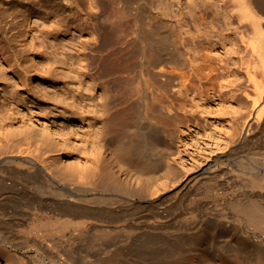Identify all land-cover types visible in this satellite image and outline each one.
<instances>
[{
  "label": "rangeland",
  "instance_id": "374dc122",
  "mask_svg": "<svg viewBox=\"0 0 264 264\" xmlns=\"http://www.w3.org/2000/svg\"><path fill=\"white\" fill-rule=\"evenodd\" d=\"M78 1L85 8V15L75 23L74 28L63 26L61 30L54 29L56 21L62 22V16L42 18L35 13H29L21 25L24 29L28 27L32 29V36L28 37L25 45L30 54L37 49L41 52L40 56L46 58L50 56L51 51H55L53 59L58 67L56 73H60L61 80H58L59 78L56 76L50 79L43 75L35 79V76L27 83L31 92L19 96L14 95L15 98L12 95L15 80L10 78L11 80L0 83V124L4 121L3 118H6L5 122H7L9 116L11 118L31 117L33 114L37 129H43L45 125H48L50 128L57 129L64 137V139L57 138L55 140L56 148L53 152L35 151V154H41V158H44L50 167L56 170L63 167H71L74 170L89 169L91 162L102 160L98 144L95 141L98 137L96 129L101 124L100 119L93 115L100 113L97 112V108L99 110L98 103L101 93L106 91L105 95H110V88L114 86V82L123 79V73L103 74L96 63L92 64L94 59L100 55L96 48L99 47L96 45V43L99 44L96 40L99 33L94 22L105 12H111L113 5L106 0ZM91 1L94 3L92 8L89 6ZM118 1L124 15L136 21L141 27H145L143 28L145 31L141 28L142 35H144L141 38L142 47H145L146 42L154 44L151 51L144 52L143 48L134 51L139 61L138 70L144 69L145 73L150 72V68L167 67L169 47L173 43H175L173 47L183 43L184 52L190 62L185 64L181 71L184 72L182 76L188 87L184 98L176 100L179 103L182 102L184 109L175 116L168 117L170 122L167 123L166 132L156 131L155 136H151L138 123L128 131L131 134L128 139L120 137L109 144L104 154L103 174L101 178L98 177V185L114 194H122L125 201L133 198L138 203L143 201L150 183L155 189L152 199L155 211L152 227L156 221L162 222L163 226L171 227L168 232L161 233L162 238L167 241L195 235L196 240L204 248L199 251L198 255L201 256H189L187 261L183 262L182 254L184 252L181 248L175 249L176 251L173 252H166L162 256L147 245L144 248H139L136 241L156 232L151 227L148 233L143 236V233L133 234L122 230L119 231L120 233L117 232L118 234L113 233L103 239L105 241L101 242V248L98 246L95 249L89 248L88 234L73 235L67 248L59 245L48 246L50 249L47 245H44L43 248L27 247L26 243L15 240L14 246L10 250L0 251V264H13L14 256L19 259L14 264H21L20 260L24 264H33L29 260L30 253L37 260L34 264H60L55 261L64 262L67 258H70L69 264H91L90 259L99 258L107 262L112 256L117 258L115 264H258L252 253L242 257L236 251L237 249L225 247L234 241L226 234L214 239L210 234L201 231L205 224L219 223L220 225L227 224L229 227L227 231L234 233L236 230H240L238 221L227 223L217 219L212 214L214 208L212 202L210 200L204 202L199 199L200 196L193 194L188 196V200L182 199L184 190L188 188L186 184L184 185L185 181L188 182L191 175L210 162L215 153L220 151L218 148L224 146L229 140L237 137H254V143L258 144L260 141L257 140V137H261L264 144V132L259 133V128L264 129V124L257 126L253 122L251 133L247 135L242 132L246 120L254 116L253 105L259 97L256 82L251 80L247 69L250 67L249 70L255 73L257 81L264 83V72L259 65L258 53L252 52L251 46L245 53L243 51L242 36H245L246 40L255 37L253 24L248 20L241 21L238 3L229 4V6L232 5V9L229 6L225 7L223 0ZM155 14L158 16L156 17ZM262 16L264 21V14ZM262 23V28H264V22ZM77 24L80 25L77 26ZM76 26L83 30L80 31ZM170 29L175 31L173 41L170 39V34H172ZM54 38L61 40H54ZM91 40H95L94 43ZM87 41L92 43L88 42L89 44H87ZM62 42H71L75 49L70 46L62 48ZM196 47L203 48L204 51L196 52ZM111 50L110 48L101 54L107 56ZM10 56L9 63L15 67V72H19L21 68L30 69L29 58L27 63L24 62L19 68L20 62L14 61V53ZM243 56L246 59L249 58L248 61L242 59ZM190 63L194 64V68ZM86 64L87 66L83 68ZM56 73L55 75H58ZM67 74L71 77L69 80L65 79ZM10 75L11 73H9ZM82 80L83 83H81ZM64 81L70 82L68 84L70 88L68 100L59 97L56 98V100L58 99L56 102H59L56 104L55 98L53 99L52 96V99L44 102L45 87H51L54 83L61 85L62 93L60 92V94L62 96H68L66 90L62 88L65 85ZM80 84H82V88H79ZM175 84L176 81L165 87L171 88ZM9 85H11L10 89ZM85 86H90L89 90ZM32 93L38 96L37 104L30 103L29 97ZM261 97L264 98V92ZM12 99H14V103H12ZM68 103H71L69 106L71 108L67 107ZM134 104L139 110L141 109L139 102L134 100ZM118 111L120 110L118 109ZM159 128L160 124L158 123L155 129ZM5 133L6 131L2 130L0 135ZM145 137L151 138L146 140ZM144 143L151 156L159 157L162 161L158 173L154 172L148 157L139 148V145ZM133 146L138 147L135 153L131 151ZM34 148L35 144L32 146V149ZM235 161L233 158L226 157L223 163L227 170H232H229L230 173L232 172L231 174L228 173L232 178L226 174V177L231 179L223 182L225 186L230 184V186H235L239 183L234 179V176L242 173L236 169L239 165ZM182 170L188 173L183 179L181 178ZM179 179L180 181H178ZM232 182L235 184L233 185ZM262 190L264 192V185ZM202 203L204 208L203 205L200 206ZM126 204L124 202V205ZM2 208L4 211H11L10 206L5 205ZM158 214L163 217H158ZM142 215L143 212L139 211L135 217L141 221ZM5 232L7 230L0 231V235ZM218 233L220 232L218 231ZM37 235L45 241L49 239V236L43 231H39ZM252 239L255 242H264V236ZM110 241L113 243L110 244ZM158 248L156 247V249ZM210 250L219 251V254L214 256Z\"/></svg>",
  "mask_w": 264,
  "mask_h": 264
},
{
  "label": "bare ground",
  "instance_id": "6f19581e",
  "mask_svg": "<svg viewBox=\"0 0 264 264\" xmlns=\"http://www.w3.org/2000/svg\"><path fill=\"white\" fill-rule=\"evenodd\" d=\"M106 1L113 5V10L97 17L94 22L99 33L96 38L99 44L95 43L99 45L96 48L100 55L96 59L93 58L94 63L92 62V64L96 63L103 74L123 73V79L114 82V86L110 88V95H105L106 91H102L101 97L99 96L100 101L97 102L99 107L97 112L100 113L96 115L93 111V116L98 117L101 124L96 129L98 137L95 136L97 137L95 141L98 144L102 160L91 162L89 169L74 170L71 167L53 169L44 158H41V154H35V151L53 152L56 148L55 140L57 138L64 139L62 134L48 125H45L44 130L37 129L33 114L31 117L11 118L9 116L7 122H5L6 118H3L4 121L0 124V129L5 130L6 133L0 135V231L7 230V232L0 235L1 252L4 249L10 250L14 246L15 240L26 243L27 247L43 248L44 245L47 247L59 245L67 248L73 235L84 234L89 236V248L95 249V247L101 246L105 237L111 236L113 233L118 234L121 230L133 234L143 233V236L148 233L154 223L152 218L155 211L152 199L155 189L150 183L143 201L136 203L133 198L125 201L122 194H114L101 188L98 185V177L101 178L103 174L102 162L109 144L120 137L128 139L131 135L128 131L136 124L139 123L151 136H155L156 131H162V133L167 131V123L170 122L168 117L175 116L184 109L182 102L179 103L176 100L183 99L185 91H187L188 86L183 79L184 72L181 69L190 60L184 52V44H177L173 47L175 44L173 43L168 49L169 63L167 67L150 68V72L145 73L144 69L139 71V61L134 51L138 48H143L144 52L151 51L154 44L151 42L147 44L148 38L145 41V47H142L141 38L144 35H142L141 28L145 27H141L136 21L124 15L118 0ZM222 2H225V7L232 3H238L241 21L248 20L253 24L255 37L246 40L245 36H242L243 51L245 53L251 46V51L258 53L259 65L264 72V28H262L264 0H223ZM89 6L92 8L94 3L89 2ZM205 6L208 7V5ZM84 10L85 8L78 0H0V83L11 79L15 80L13 98L29 94L31 88L29 89L27 83L35 76V79L42 75L48 79L56 76L59 78L58 80H61L60 73H56L58 67L53 59L55 51H51L50 56L44 58L40 56L39 50L35 49L30 54L25 48L26 40L32 36V29L29 27L24 29L21 26L23 25L22 21L29 13H35L42 18L62 16L63 23L56 21L54 29L61 30L63 26L74 28L75 23L85 15ZM252 24L250 25L252 26ZM79 25L77 24V26ZM77 29L83 30L79 27ZM143 31L145 30L143 29ZM170 32L172 33L170 39L173 41L175 31L170 29ZM94 41L92 42L94 43ZM88 42L87 44L92 43ZM62 44V48L70 46L75 49L71 42H62ZM110 48L112 50L107 56L101 54ZM203 51V48L196 47V52ZM13 53L14 61L20 62L19 68L24 62L27 63L29 58L30 69L21 68L19 72H15V67L9 63L10 55ZM242 59L246 58L243 56ZM248 59L246 60L248 61ZM190 64L194 68V64ZM86 66L87 64L83 68ZM249 69L251 68L249 67ZM249 69H247L248 75L251 80L256 82L259 97L253 105L254 116L246 120L242 129V132L247 135L252 132L253 122L257 126L264 124V98L261 97L264 92V83L258 82L255 73ZM54 72L58 75H55ZM9 73H11L10 76ZM70 78L69 74L65 76L66 80ZM175 81L176 84L171 88L165 87ZM64 83L62 88L66 90L68 96H62L60 94V92L62 93L61 85L54 83L51 87H45L43 101L47 102L52 99V96L53 99L55 98L56 104L59 103L56 102L58 100L56 98L59 97L67 101L70 95L68 85L70 82L64 81ZM10 87L11 85H9V89ZM82 87L80 84L79 88ZM85 88L89 90L90 86H85ZM29 100L30 103L37 104L39 102L35 93L30 94ZM134 100L140 103V110L135 106ZM12 103H14V99H12ZM69 106L71 103H68L67 107ZM119 106L121 108H118ZM113 109L115 111H112ZM158 123L161 129L156 130L155 127ZM2 130H0V134ZM262 132L264 129L259 128V133ZM150 138L145 137L146 140ZM253 139L254 137H237L218 148L220 151L215 153L212 160L200 167L191 177L189 176L188 182L185 181L184 185L186 184L188 188L184 190L182 199L188 200V196L193 194L200 196L199 199L204 202L207 200L212 202L214 208L212 207L213 211H211L217 219L227 223L238 221L240 230H236L234 233L227 231L229 229L227 224L220 225L219 223L205 224L201 231L210 234L214 239L226 234L234 241L225 247L237 249L236 251L242 257L252 253L258 264H264V242H255L252 239L264 236V192L262 190L264 185V144L261 137H257V140L260 141L258 144H255ZM33 144H35L34 149H32ZM139 146L140 150L148 157L154 172L158 173L162 165L161 159L152 157L145 143ZM137 150L138 147L135 146L131 149L133 153ZM226 157L235 159L239 165L236 169L242 173L232 174L235 175L234 179L239 182L235 186H230L231 184L225 186L223 183L232 178L229 176L232 170L229 169V171L226 169L227 167L223 166ZM187 174L185 170H182L181 178L183 179ZM226 174L231 178H227ZM190 182L193 184H189ZM232 184L235 183L232 182ZM124 202L127 204L124 205ZM5 205L10 206L11 211H4L2 206ZM202 205L203 203L200 206ZM202 207L204 208V205ZM139 211L143 212L141 221L135 217ZM158 217L162 218L163 216L158 214ZM155 223L152 228L156 232L136 241L139 248H144L147 245L154 248L161 256L166 252H173L176 251L175 249L181 248L184 252L182 254L183 262L187 261L189 256H199V251L204 249L196 240L195 235H188L174 241L165 240L161 233L168 232L171 227L163 226L164 224L160 221ZM39 231L47 234L49 239L47 241L40 239L37 235ZM110 242V244L113 243ZM49 247L48 249H50ZM156 247L159 248L156 249ZM210 252L214 256L219 254V251L210 250ZM29 260L33 264L37 261L32 253H30ZM16 261L19 259L14 256L13 264ZM69 261L70 258L65 259L64 262L60 260L55 262L69 264ZM90 262L91 264H115L117 258L112 256L107 262L99 258L90 259ZM20 263L24 264L21 260Z\"/></svg>",
  "mask_w": 264,
  "mask_h": 264
}]
</instances>
